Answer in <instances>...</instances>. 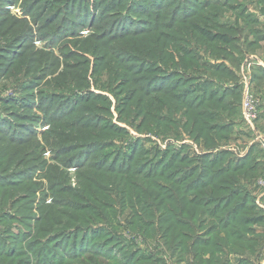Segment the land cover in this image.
<instances>
[{
    "label": "rangeland",
    "instance_id": "1",
    "mask_svg": "<svg viewBox=\"0 0 264 264\" xmlns=\"http://www.w3.org/2000/svg\"><path fill=\"white\" fill-rule=\"evenodd\" d=\"M170 1L0 0V135L8 134L17 142L28 141L24 147L28 152L35 146L32 154L18 162V167L14 166L20 156L4 170L0 168V175H5L0 178L1 187L9 180L31 184L22 191L25 195L15 201L12 192L11 197L0 199V264H119L137 249L147 251L143 237L142 241L131 237L136 228L132 221L135 211L129 205L132 201H125L123 193L135 192L136 196L139 189L145 188L131 180L146 179L132 174L123 178L121 172L137 170L142 175H152L147 179L151 185L147 188L153 190L154 185L153 192L165 198L170 195L172 150L177 151L176 155L182 154L180 157L186 156L189 166H201L203 159L198 156V148L203 147V142L193 140L187 133L181 138L170 135V99L169 105L165 104L161 93H150L148 116L144 112L136 115V110L129 105L121 109L122 102H135L138 92L135 94L133 88L170 91V78H176L170 71V45L168 61L160 49L154 50L153 55L144 54L148 53L145 50L141 52L142 48L150 47V37L145 38L147 46H141L142 40L137 38L126 51H119L115 44L122 41L117 37L126 32L154 28L153 16L159 13L162 20L169 22ZM158 35L161 45L170 41L167 34L158 31ZM110 56L116 57L113 62L120 61L121 66L147 72L135 77V84L133 75H127L130 80L121 81L107 71ZM16 66L21 68L20 76L11 77ZM177 71L187 80L191 74H198L182 68ZM141 119L142 129L138 127ZM236 130L232 126L226 132L228 139L236 136L235 143L227 139L213 146L237 147L232 163L251 146H259L249 143V134L244 139ZM92 131L99 141L91 137ZM68 135L73 136L72 145L66 141ZM62 138L69 147L54 148ZM68 148L70 151L64 154L62 149ZM219 155L215 157L219 159L224 154ZM229 156H223L221 161ZM86 158L88 162H96L101 172L77 169ZM20 168L24 172L19 175ZM50 174L60 176L64 188L73 189L80 186L78 180H87L93 175L96 180H106L101 193L109 197L103 208L108 220L101 225L109 232L107 237L102 232L92 241V234L98 232L93 230L99 228H85L78 231L82 245L76 246L80 237L73 243V236L66 229L58 237L39 232L42 204L49 206L53 198L67 197L52 188L54 181L46 176ZM119 180H127L132 185L123 182L118 185ZM1 187L0 195L11 186ZM160 222L169 226L170 215H162ZM152 241L146 245L153 246ZM74 251L80 252L79 259H70Z\"/></svg>",
    "mask_w": 264,
    "mask_h": 264
},
{
    "label": "trees",
    "instance_id": "2",
    "mask_svg": "<svg viewBox=\"0 0 264 264\" xmlns=\"http://www.w3.org/2000/svg\"><path fill=\"white\" fill-rule=\"evenodd\" d=\"M240 1L246 3L230 2V0H171L169 22L162 20L159 13L153 16L154 28L149 27L144 32L140 29L126 32L125 35L117 37L122 38L120 43L115 44V48L119 51H126V47L134 45L137 38L142 40L141 46L145 47L147 46L145 38L150 37V47L142 48L141 52L145 50L148 53L144 54L153 55L154 50L160 49L166 53L164 59L168 61L167 49L170 45V71L171 75L176 77L174 80L170 78V91L152 90L147 87L145 90L133 88L135 94L138 92L135 102H122L121 109L129 105L136 110V115H142L144 112V115L148 116L147 108L152 98L150 93H161L165 104H168L167 100L170 99V135L180 138L182 133L186 132L195 140L202 139L204 144L210 147L227 140L229 137L226 134L231 130V124L225 118L237 112L236 102L240 107L241 94L231 93L232 90L222 87L223 80L233 79L232 72L222 64L208 63L203 59L202 54H207L212 59L223 58L236 63L244 57V50L253 48L257 44L256 41L264 39V23L259 21L257 15L249 14L247 0ZM163 29L170 32H165ZM158 31L170 36V41H164V45H161L158 41ZM153 37L156 38L153 40ZM117 38L114 37V39ZM112 51L115 53V50ZM110 57L106 66L107 71L113 77H120L121 81L126 82L131 79L127 75H133L132 81L135 84L134 78L147 72L146 69L135 70L131 66H121L120 61L113 62V58L116 57ZM155 58L159 61V57ZM178 68L198 74H191L187 80L181 78L180 72L177 71ZM20 71L21 68L16 66L11 72V77H17L16 74ZM133 89L128 91H133ZM144 99H146L145 103ZM140 122L138 127L141 128L143 120L141 119ZM85 129L88 128L85 127ZM90 135L99 141L94 131ZM58 136L60 137L59 134ZM62 141L63 138L57 141L54 148L69 147L72 145L73 136L68 135L66 141L70 144L67 146ZM28 144V141L17 142L8 134L0 135V168L4 170L13 159L16 161L20 156L14 166L18 167V162L22 161L25 155L34 152L35 146L30 152L24 149ZM254 147L251 146L248 149L247 156L245 154L238 157V160L233 163L232 158L221 161V158L230 155L229 153H222L224 155L219 153L222 155L219 159L200 156L199 158L203 159L201 166L192 164L189 166L188 161L190 160L186 156L180 157L182 154L176 155L177 151L172 150L170 195L165 198H160L153 192L154 185L151 188L153 190L147 188L148 185L151 186L147 179L152 175H142L137 170L133 173L128 170L121 172L123 178H125L124 175L132 174L135 177L142 176L146 179L143 180L144 183L142 180H131L139 182L140 187L145 188L139 189L136 196L135 192H123L126 196L125 201H132L129 205L135 211L132 221L136 228L132 235L137 234L145 240L152 239L162 243L168 253L174 254L179 261L185 259L186 253H190L193 264H228V260L221 257L225 253L236 252L242 256L253 251L250 247L252 240L247 238L250 225L264 222V210L259 207L256 199L250 196L248 187L244 183L253 179L254 183L256 178L264 172V170L255 171L254 151L256 150ZM62 150L64 154L70 151L69 148ZM88 159L86 158L80 166L78 165L77 169L101 172L100 168L96 167L99 165L96 162H88ZM104 165L111 169L110 165ZM20 169L19 175L24 172L22 168ZM4 176L0 175V178ZM46 176L54 181L52 188L58 194H64L67 197L53 198L49 206L42 204L44 205L41 206L42 215L38 219L40 221L39 232L47 237H58L66 229L71 232L73 243L80 237L78 231L85 228H92V230L99 228V230H93L98 232L92 234V241H96V237L102 232L107 237L109 232L105 230L104 225H101L108 220L103 208H106L105 201L109 197L101 193L105 190L106 180H96L93 175L87 180H78V186H80H77L78 189H73L64 188L62 180H59L60 176L56 174ZM122 182L128 183L127 180H119L118 185ZM2 184L1 189L11 187L2 191L1 201L11 197L10 192L15 194V201L18 196L25 195L22 192L24 189L31 187V184L17 180H9V183ZM128 184L132 185V183ZM162 215H170L169 226L160 222ZM220 231L226 234L225 238L219 236ZM81 245L80 237L76 246ZM157 246L160 247L161 244L158 243ZM78 253L80 252L74 251L70 259H79L81 255L79 256ZM130 254L128 258L120 260L119 264H165L164 259H158L153 252L144 254L137 249ZM205 254H209L206 259L203 257ZM258 255L259 252L256 254L257 259ZM192 263L187 262V264ZM242 263L253 264L247 255L239 259L236 264Z\"/></svg>",
    "mask_w": 264,
    "mask_h": 264
},
{
    "label": "crops",
    "instance_id": "3",
    "mask_svg": "<svg viewBox=\"0 0 264 264\" xmlns=\"http://www.w3.org/2000/svg\"><path fill=\"white\" fill-rule=\"evenodd\" d=\"M247 8L249 11L257 15L259 21L264 23V0H249L247 2ZM256 43H255L256 45L253 48H248L247 50H244V53H243L244 57L242 58V60H239L236 63H232L229 60L223 59V58L215 59L213 61L212 58H210L207 54H202V55L204 57L210 58L209 62L207 61L208 63L222 64L226 66L232 72L233 79L223 80L221 84L224 89L227 88V89L232 90L231 93L237 92L239 94H241L242 89H243V83H242L243 79L247 75V71L245 67L246 61L249 59L253 60L254 64L252 68L250 69V73H251L250 86L252 90L264 100V67L259 65V63L264 64V39H259L258 41H256ZM227 98L232 99L230 97H227ZM236 105H237L236 107L237 112L233 114V116H229L228 118H225V119L228 120L227 122H230L231 127L233 126L234 131L237 129L236 132L241 133L244 136V139L245 138L247 139L249 137L248 136L249 133L247 132L242 122L241 109L238 105V102H236ZM257 125H258L260 132L264 136V107H262V114L260 115ZM183 134L186 135V132H183L182 136ZM234 137L235 138L232 137L228 140L234 141L233 143H235L236 136ZM193 140L195 139L193 138ZM179 141H183V140H179ZM196 141H199V140H196ZM200 141L203 142L202 139H200ZM243 143L245 144L244 141ZM249 143L251 142L249 141ZM206 146L207 145H205L203 142V147L200 146L201 148H198L199 157L203 156V157H209V158L213 157L214 158L219 153L220 154L229 153L230 154L229 158H231L233 157L234 153L236 154L238 152V149L235 146H231V147L220 146L218 148L210 147V146L206 147ZM254 149L256 150L254 151L255 162H256L255 171L256 172L261 171V170L263 171L264 170V154L261 152L259 146L254 147ZM247 155L248 154L246 153V156ZM253 181L254 179L248 183L244 181L243 182L248 187L250 196L256 199L257 203L260 201L258 204H259V207L262 208L260 203L264 202V199L262 198L261 192L255 187ZM219 236L222 238H225L226 234L223 231H220ZM247 238L252 240L251 242L252 244L250 243V247L253 249V251L247 252L245 255L243 254L242 256L239 254H236V252L225 253V255L221 257L223 259L228 260V264H236L239 259H242L247 255V258L250 259V261H252L253 264H255V260L257 259L256 254H258V252L260 251L261 245L264 244V222L251 224L250 230L247 233ZM151 240L152 239L146 240L147 241L146 243H144L143 241L148 251L140 249V252L144 254L153 252L154 255H156L158 259H161V260L164 259L165 264H187L188 261L190 263L193 262V258L190 253H186L185 259L179 261L174 254H169L166 247H164V245L158 241L157 243L161 244L160 247L146 245L148 242H151ZM152 242H156V241L153 240ZM255 251L256 252L258 251V252L256 253ZM208 256L209 254L203 255L204 259L208 258Z\"/></svg>",
    "mask_w": 264,
    "mask_h": 264
},
{
    "label": "built area",
    "instance_id": "4",
    "mask_svg": "<svg viewBox=\"0 0 264 264\" xmlns=\"http://www.w3.org/2000/svg\"><path fill=\"white\" fill-rule=\"evenodd\" d=\"M254 61L249 59L246 61L245 67L247 75L243 79V89L241 92V115L242 122L250 135L251 143H257L260 147L261 152L264 154V136L260 132L257 122L262 114V107H264V100L258 96L250 86L251 73L250 69L252 68ZM260 66L264 67V64L259 63ZM255 187L261 192L262 198L264 199V172L260 174L255 182ZM260 202V201H259ZM258 202V203H259ZM264 209V202L260 203ZM133 238L137 237L138 240L142 241V236L132 235ZM157 242L153 243V246H157ZM256 264H264V244L262 245Z\"/></svg>",
    "mask_w": 264,
    "mask_h": 264
}]
</instances>
